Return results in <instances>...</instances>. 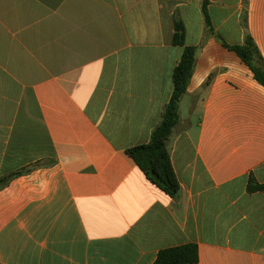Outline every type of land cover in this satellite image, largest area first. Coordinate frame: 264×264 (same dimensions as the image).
<instances>
[{
  "label": "crops",
  "instance_id": "0c3cea01",
  "mask_svg": "<svg viewBox=\"0 0 264 264\" xmlns=\"http://www.w3.org/2000/svg\"><path fill=\"white\" fill-rule=\"evenodd\" d=\"M202 3L0 0V264H155L188 244L197 264H264V193L247 189L264 184V87L208 33ZM208 13L264 59V0ZM176 19L198 53L168 143L171 198L127 150L171 99Z\"/></svg>",
  "mask_w": 264,
  "mask_h": 264
},
{
  "label": "trees",
  "instance_id": "16d2710c",
  "mask_svg": "<svg viewBox=\"0 0 264 264\" xmlns=\"http://www.w3.org/2000/svg\"><path fill=\"white\" fill-rule=\"evenodd\" d=\"M209 4L210 0H203L202 12L206 20L208 33L215 36L225 48L236 53L242 62L250 68L255 80L264 87V59L254 39L250 34H246L242 45H228L215 32L212 26L208 13ZM173 44L183 46L184 51L181 60L173 71V92L171 99L164 109L160 124L151 134L150 142L130 148L127 150V153L135 161L148 181L167 196L176 198L180 193V183L172 165L168 143L174 129L180 122V101L187 92L198 53L197 47L185 45V28L179 19L175 20ZM25 172L27 170L16 172L1 181L8 183L12 178ZM247 189L250 193H264V184L258 183L254 176H251ZM198 261L199 252L197 245L188 244L160 251L155 264H197Z\"/></svg>",
  "mask_w": 264,
  "mask_h": 264
}]
</instances>
